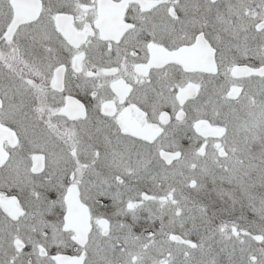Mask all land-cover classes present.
<instances>
[{
    "label": "flooded vegetation",
    "instance_id": "flooded-vegetation-1",
    "mask_svg": "<svg viewBox=\"0 0 264 264\" xmlns=\"http://www.w3.org/2000/svg\"><path fill=\"white\" fill-rule=\"evenodd\" d=\"M0 129V264H264V0H0Z\"/></svg>",
    "mask_w": 264,
    "mask_h": 264
},
{
    "label": "water",
    "instance_id": "water-1",
    "mask_svg": "<svg viewBox=\"0 0 264 264\" xmlns=\"http://www.w3.org/2000/svg\"><path fill=\"white\" fill-rule=\"evenodd\" d=\"M15 6V5H14ZM16 8V7H15ZM22 14H15L14 25L21 22ZM0 136L9 137V134H3V131L0 129ZM176 158V155L173 156ZM4 160V157L0 153V162ZM88 212L86 207L80 205L77 200V197H69L67 198V215L66 219L71 223V226L75 229L78 234V241L83 242L85 240L86 232L88 231Z\"/></svg>",
    "mask_w": 264,
    "mask_h": 264
}]
</instances>
